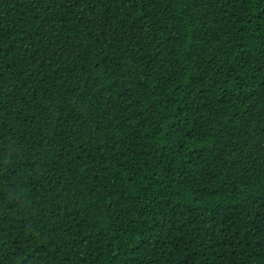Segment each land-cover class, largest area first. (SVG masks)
Listing matches in <instances>:
<instances>
[{
	"label": "trees",
	"instance_id": "obj_1",
	"mask_svg": "<svg viewBox=\"0 0 264 264\" xmlns=\"http://www.w3.org/2000/svg\"><path fill=\"white\" fill-rule=\"evenodd\" d=\"M0 264H264V0H0Z\"/></svg>",
	"mask_w": 264,
	"mask_h": 264
}]
</instances>
